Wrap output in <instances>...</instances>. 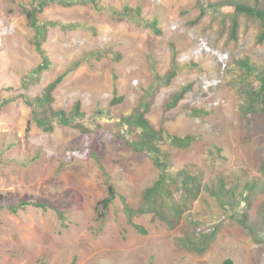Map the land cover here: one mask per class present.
I'll use <instances>...</instances> for the list:
<instances>
[{
	"label": "rangeland",
	"instance_id": "1",
	"mask_svg": "<svg viewBox=\"0 0 264 264\" xmlns=\"http://www.w3.org/2000/svg\"><path fill=\"white\" fill-rule=\"evenodd\" d=\"M217 3L219 9L198 19L202 7ZM241 3L264 11V0H0V264H264V122L256 114L247 124L241 118L239 96L252 77L232 63L247 57L263 67L264 41L257 40L259 21L246 16L236 17V40L230 38L232 6ZM34 4H41L35 15L45 23L42 49L50 62L39 74L42 59L25 14ZM76 62L53 90V107L69 114L79 102L83 124L101 126L103 134L98 162L63 164L81 133L57 123L43 131L21 95L41 96ZM172 69L168 85L158 82ZM187 85L177 106L166 110ZM114 96L123 100L111 107ZM147 103L145 117L154 129L193 139L186 149L163 144L169 171L196 173L209 190L219 181L234 186L240 203L233 211H223L211 190H202L174 228L137 215L133 223L146 231L141 234L127 222L123 204L139 207L158 170L115 137L114 112L127 115ZM108 186L117 196L99 219ZM21 201L52 208L8 211ZM233 212H246L249 230L229 217ZM198 231L213 232L203 254L180 247Z\"/></svg>",
	"mask_w": 264,
	"mask_h": 264
},
{
	"label": "trees",
	"instance_id": "2",
	"mask_svg": "<svg viewBox=\"0 0 264 264\" xmlns=\"http://www.w3.org/2000/svg\"><path fill=\"white\" fill-rule=\"evenodd\" d=\"M55 1V0H51ZM62 1V0H61ZM70 5L69 3H64ZM39 5V6H38ZM41 4H34L32 9L26 8L25 14L29 22V25L33 28L34 41L33 45L39 53L42 64L39 65L35 71L39 74L42 70L49 68L50 62L42 49V41L46 34L45 23H40L35 15V10L40 7ZM220 3L208 4L207 7H202V11L198 19L210 9H219ZM232 27L231 39L236 40L237 22L236 17L246 16L251 19L258 20L261 25V33L258 35V42L264 41V11L257 7H252L247 3L235 4L232 6ZM40 11V8L38 9ZM130 8L125 7L124 11L128 12ZM150 28L159 32L156 28V21H152L149 25ZM235 67L239 70L245 71L247 79L252 77L250 81H245V85L242 87L240 100L238 103V112L241 115L243 121L247 124V116L256 114L264 122V66L258 68L254 63H250L247 57H240L232 59ZM78 66V63H73L63 74L58 76L53 82L45 87L44 93L39 97L29 98L21 95L22 101L31 108V120L43 131L50 132L53 129V124L57 123L63 126L77 129L81 133V138L78 142L69 147L62 155L63 164H67L72 161L73 158L78 159H92L98 162L99 142L98 138L103 134L101 126H97V129L92 130L83 124L84 113L81 110L79 102L74 103L69 114L64 110L54 108V99L52 92L63 80L65 75L71 70H74ZM176 71L172 69L167 72L164 77H160L158 82L168 85L170 80L175 76ZM242 82V81H241ZM190 89L187 85L176 91L170 99L164 104L166 110H170L177 106L180 100L184 97L185 93ZM114 89V93H115ZM123 97L114 96L111 100L110 106H115L121 103ZM140 108L134 109L130 114L124 115L120 112H114L115 119L118 121V128L120 129L115 137L121 140L132 151L145 155L152 159V162L158 170L157 179L153 184L145 188L142 192V201L139 207L132 208L128 204L124 203L122 207V213L127 218V222L139 233L145 234L146 231L142 226L133 223L134 216L137 215H152L164 223L169 228H174L180 221L183 213L188 210L192 203L202 193V190L210 191L211 196L215 198L219 207L225 210H234L239 205L238 199L234 195L236 190L234 186L226 187L223 181H219L217 186L208 187L203 186L200 177L196 173H192L189 170L182 169L176 172H171L168 169L166 162V153L163 150V144H169L173 148L186 149L192 142V137L186 135L184 137H178L165 133L164 130L154 129L145 115L148 111L149 105L141 104ZM192 116H198L199 110L189 109L187 111ZM260 171L264 174V159L261 162ZM180 194V200L175 201L173 199V190ZM116 192L111 187H107V196L98 203V218L103 219L108 211V208L112 205L116 198ZM4 200L3 195L0 194V202ZM32 206L42 211L51 209L52 207L47 203L38 202H26L21 201L15 205L8 206V211L12 214H16L19 210ZM56 215L60 217L61 213L55 211ZM231 219H234L238 224L249 230L247 226V214L246 212L239 213L237 217L234 212L229 215ZM211 233H202L198 231L193 237H186L179 241L181 248L187 251L203 254L206 251L209 241L211 240ZM225 264H232V261L226 260Z\"/></svg>",
	"mask_w": 264,
	"mask_h": 264
},
{
	"label": "built area",
	"instance_id": "3",
	"mask_svg": "<svg viewBox=\"0 0 264 264\" xmlns=\"http://www.w3.org/2000/svg\"><path fill=\"white\" fill-rule=\"evenodd\" d=\"M208 51H210V50L208 49Z\"/></svg>",
	"mask_w": 264,
	"mask_h": 264
}]
</instances>
